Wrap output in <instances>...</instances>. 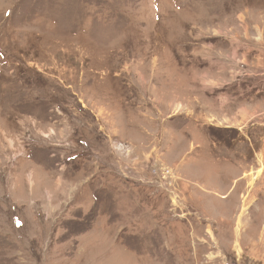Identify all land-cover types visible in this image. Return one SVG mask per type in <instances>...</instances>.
<instances>
[{
  "label": "rangeland",
  "instance_id": "1",
  "mask_svg": "<svg viewBox=\"0 0 264 264\" xmlns=\"http://www.w3.org/2000/svg\"><path fill=\"white\" fill-rule=\"evenodd\" d=\"M0 264H264V0H0Z\"/></svg>",
  "mask_w": 264,
  "mask_h": 264
}]
</instances>
